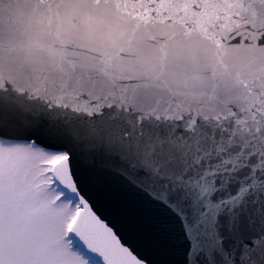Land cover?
Masks as SVG:
<instances>
[{
  "label": "snow or ice",
  "instance_id": "obj_1",
  "mask_svg": "<svg viewBox=\"0 0 264 264\" xmlns=\"http://www.w3.org/2000/svg\"><path fill=\"white\" fill-rule=\"evenodd\" d=\"M0 264H264V0H0Z\"/></svg>",
  "mask_w": 264,
  "mask_h": 264
}]
</instances>
